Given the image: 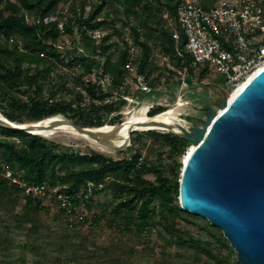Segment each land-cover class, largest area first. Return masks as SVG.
<instances>
[{"label": "trees", "instance_id": "16d2710c", "mask_svg": "<svg viewBox=\"0 0 264 264\" xmlns=\"http://www.w3.org/2000/svg\"><path fill=\"white\" fill-rule=\"evenodd\" d=\"M179 1L96 0L85 12L84 0H0V113L18 124L61 115L79 126L100 127L107 123L106 118L111 113L120 111L126 103L123 97L128 92L112 100L111 94L97 81L99 76L107 77L111 83L120 85L122 82L117 79L122 80L126 73L128 43L122 40L123 47L112 58L111 48L118 49L117 43L110 42L114 34H119L115 25L117 20L109 17L107 12L100 17L104 7L114 4L121 8L123 25L130 26L132 43L139 49L136 70L144 81L155 87L162 76L152 58L150 42L153 41L161 57H169L172 67L186 68L184 82L191 84L194 69L189 66L190 56L177 55L172 29L163 18L167 13L174 21L173 28L180 35L178 47L182 48L184 35L175 12ZM213 1L203 0L202 4L206 6ZM65 4L68 15L61 10ZM54 8H60V11L53 13ZM130 18L135 22L133 25ZM74 26H77L83 43L91 48V55H78L74 54L75 49L61 48L59 36L62 33L73 35ZM99 29L110 31L97 39L93 32ZM206 71L199 70L198 78ZM55 72L56 80L50 78ZM56 90L67 92L70 98H58ZM85 101L87 104H83ZM164 110L163 106H154L148 116ZM111 119L120 121L121 114ZM146 134L157 146H151L157 152L156 159L151 162L142 157V149L134 143L130 146L129 156L113 157L94 150L83 152L64 148L40 134L0 126V254L4 255L5 263L13 264L21 259L19 251L13 259L12 250L16 237L23 230L27 234L39 233L21 246L32 264H111L110 256L114 250L111 244L98 246L84 236L65 234L55 238L62 255L51 252L46 243L50 239L48 234L45 235L48 230L43 231L37 220L30 218L47 208L41 200L22 194L5 176L10 171L28 184L46 183L51 188L56 187L57 192L70 196L77 208L92 209L94 196L108 190L112 201L107 206L97 207L98 213H92V224L105 219L109 227L139 239L142 248L137 260V251L131 245L116 257L117 261L123 259L124 264H174L175 259L183 257L189 258V261H183L184 264H239L219 228L179 205L180 163L177 158L188 143L170 132L151 129ZM140 136L137 132L132 141L139 140ZM87 181L104 183V187L84 199ZM13 193L21 195L19 208L17 199L11 197ZM26 215H29L28 225ZM66 216L71 220L68 224L75 226L74 214ZM153 233L175 253L156 257L154 246L150 244ZM220 249L226 251L225 255L219 253ZM64 255L70 259L64 260Z\"/></svg>", "mask_w": 264, "mask_h": 264}, {"label": "water", "instance_id": "95a60500", "mask_svg": "<svg viewBox=\"0 0 264 264\" xmlns=\"http://www.w3.org/2000/svg\"><path fill=\"white\" fill-rule=\"evenodd\" d=\"M227 95L217 109H205L201 125L176 123L178 131L165 126L192 145L180 161L179 205L219 228L236 262L264 264V67L230 100ZM38 123H14L0 113V126L12 130L38 134V127L53 130L65 123L110 150L128 146L113 144L99 127L79 126L62 116L43 127ZM134 130L128 129L127 139Z\"/></svg>", "mask_w": 264, "mask_h": 264}, {"label": "rangeland", "instance_id": "374dc122", "mask_svg": "<svg viewBox=\"0 0 264 264\" xmlns=\"http://www.w3.org/2000/svg\"><path fill=\"white\" fill-rule=\"evenodd\" d=\"M17 1V0H11ZM84 10L87 12L91 5L96 2V0H84ZM110 2V0H108ZM164 2L165 0H161ZM203 1V0H197ZM78 4V2H77ZM115 6L104 7L102 12L100 13V17L104 13H108L109 17L116 19L115 22L116 28L119 30V34H114L110 42L112 44L117 43L118 49L116 47L111 48L113 52L112 58L117 55V52L120 48L123 47L122 40H126L128 45L133 47L130 26L123 25L124 15L122 13L121 8L114 4ZM53 9V13H57L59 10ZM62 13L64 15H68L67 4L63 5L61 8ZM167 15V13H165ZM164 18V15H163ZM130 24L133 25L135 22L132 18L129 20ZM167 26L174 27V21L170 19L167 15ZM73 35H67L62 33L59 36L60 46L66 50L75 49L74 54L78 55H91V48L86 46L82 41L81 34L77 31V26L73 28ZM110 30H102L99 29L94 33V36L98 39L105 32H109ZM152 46V58L154 63L159 66L161 71V78L159 83H156L155 87L149 86L148 91H141L138 87L135 86L133 82V74H125L123 79H117L121 81L122 84H107L106 80L104 81L99 75L97 81L100 86L111 94L112 98L118 95L125 94L124 92H128V95L124 98L126 103L118 112L111 113L107 118V123L104 125H110L112 129L106 132L109 135V138L113 144H117V141L121 139L122 135L119 133L120 125L126 120L129 113L137 112L141 108L146 107V110H150L154 106H163L166 109H172L173 114L175 116L176 123L183 125L185 128H190L194 125H201V121L205 119L206 108L211 107L217 109L218 104L225 98L228 92L231 91L232 86L230 83H226L225 79L222 75L216 72L215 68L211 64H200L197 66L193 72V82L191 84H187L184 82L187 76V71L185 73L179 74V69H175L174 67H166L164 60L161 57V53L159 49L155 47V43L153 41L150 42ZM129 48V47H128ZM127 48V49H128ZM138 49V48H137ZM139 49L137 50V53ZM170 69L172 73L166 72L164 69ZM201 69H206L205 74L202 75L201 78H198V71ZM65 71V70H64ZM57 72L54 73L50 78L55 80ZM71 77V75L69 74ZM70 83H72V79H69ZM104 82V84H103ZM56 96L58 98L69 99L70 95L62 90H56ZM110 97V96H109ZM83 104H87L85 101ZM117 114H121L120 121H113L111 118ZM63 117V116H62ZM157 132H168L165 129H154ZM147 130H137L135 129L129 139L125 138L123 142L127 144L124 149L115 151L105 148L96 142L88 139L82 135L72 133L68 130H55L53 134L49 136L41 135L45 138L52 139L58 143H60L64 148H70L80 151H89L94 150L96 152L106 154L108 156L113 157H124L129 156L132 152L131 144H135V147H140L142 149V157L146 161H154L157 157V152H155V148L151 149V146H155L153 139L146 134ZM140 133L141 136L139 140H135L136 133ZM122 142V143H123ZM186 146L183 154L188 149ZM182 154V155H183ZM182 155L177 158V161L180 163ZM181 167V164H180ZM180 170L178 171V181H179ZM11 197L16 198L17 208L21 207L22 198L21 195L15 196L13 193ZM111 194L108 190L101 191L96 194L93 198V207L92 209H87L83 206H80L76 209V213L72 216V221L75 222V226H70L68 223L71 220L66 216L65 213L61 211L56 204L51 200H46L43 202V205L47 208L46 211H41L34 215H30V218H34L37 220L40 229L43 228V231L48 230L45 235L48 234L50 239H47L46 243L51 252H54L56 255H62L58 246H56L55 238L60 237L65 234H70L74 236H84L91 243L96 244L98 246H108L113 245L114 250L111 252L110 261L111 264H124V260L116 259L117 256L122 255L126 247L131 245L134 246L137 253L135 254V260L140 257L141 245H139L138 238H135L131 234H126L119 232L117 229L111 228L108 226L105 219L97 222L95 225L92 224V213H98L99 205L107 206L111 203ZM82 216V219H80ZM27 220V225L29 222V215L25 216ZM38 232L34 231L33 233L27 234L25 230L21 231L20 235L16 237L15 244L13 246L12 254L13 259L17 256V252H20L21 259L16 263L13 261V264H32L29 260V255L25 252V250L21 247L22 243L29 239L31 236H38ZM154 246V254L156 257L163 258L167 254L175 253V250L171 247H167L162 244V240L159 239L158 236L153 233L150 235V244ZM161 245V246H160ZM15 252V253H14ZM219 253L223 256L226 251L224 249H220ZM4 255L0 254V264H6L4 261ZM70 259V256L64 255V260ZM175 259V258H173ZM183 261H189V258L183 257V259H175L174 264H184ZM12 262V261H11Z\"/></svg>", "mask_w": 264, "mask_h": 264}, {"label": "built area", "instance_id": "2783aa9c", "mask_svg": "<svg viewBox=\"0 0 264 264\" xmlns=\"http://www.w3.org/2000/svg\"><path fill=\"white\" fill-rule=\"evenodd\" d=\"M175 12L184 35L183 47L179 48L180 35L170 26L176 53L181 57L189 55L191 68L211 64L233 89L264 67V0H214L206 6H203L202 1L180 0ZM164 18L167 19L166 14ZM131 45L127 49L125 74H133L135 86L143 92L148 91V84L136 70L138 47ZM162 59L166 67H172L168 56ZM185 72V67L178 71L179 74ZM103 79L106 80L105 77ZM106 83L112 84L109 78ZM118 96L112 98L110 95V99L116 100ZM5 176L17 185L23 195L39 199L42 203L51 200L66 215L76 213L77 207L72 204L71 197L57 192L56 187L51 188L46 183L28 184L10 171ZM103 187L104 183L87 181L83 198L91 197Z\"/></svg>", "mask_w": 264, "mask_h": 264}, {"label": "bare ground", "instance_id": "6f19581e", "mask_svg": "<svg viewBox=\"0 0 264 264\" xmlns=\"http://www.w3.org/2000/svg\"><path fill=\"white\" fill-rule=\"evenodd\" d=\"M252 75H250L246 79V81ZM246 81H244V82H246ZM244 82L238 84L236 88H233L228 93L227 100H230L232 98V96L239 90V88L244 84ZM146 111H147L146 107H143L137 112H133V113L128 114L126 120L119 127L120 128L119 133L122 135V137L120 140L117 141V145L121 144L123 142V140L125 138H127V131L129 128H133V129H137V130H151V129L153 130V129H166L165 126L168 125V126H172L173 130L178 131V129L175 125L176 121H175V116L173 114L172 109H166L163 112L159 113L158 115H154V116H148V114H146ZM59 118H61L60 115H54L51 117L44 118L41 121H39L37 126L43 127L44 125H47L51 121L58 120ZM57 129L58 130H68L72 133L82 135L65 123L60 124L58 127H56L53 130H46V129H42V128L38 127V128H36V131L40 135L49 136V135L53 134L54 131ZM111 129H112V127L108 124L102 125L99 127V130H101L104 133L110 131ZM82 136L88 138L85 135H82ZM88 139H90V138H88ZM188 148H192V145H189ZM186 154L187 153L183 154V156H182L183 160L185 159Z\"/></svg>", "mask_w": 264, "mask_h": 264}]
</instances>
